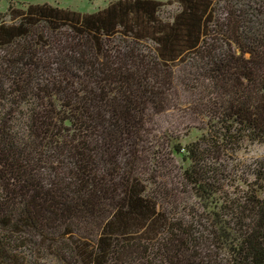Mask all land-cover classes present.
Masks as SVG:
<instances>
[{
    "label": "trees",
    "instance_id": "1",
    "mask_svg": "<svg viewBox=\"0 0 264 264\" xmlns=\"http://www.w3.org/2000/svg\"><path fill=\"white\" fill-rule=\"evenodd\" d=\"M175 1L0 15V264H264V0Z\"/></svg>",
    "mask_w": 264,
    "mask_h": 264
},
{
    "label": "rangeland",
    "instance_id": "2",
    "mask_svg": "<svg viewBox=\"0 0 264 264\" xmlns=\"http://www.w3.org/2000/svg\"><path fill=\"white\" fill-rule=\"evenodd\" d=\"M113 0H0V15H3L6 20H9L8 15V8L10 5L13 7H25L27 4L30 3H48L51 5H56L62 8H68L72 10H76L82 13H91L94 12L100 8H103L107 6V4ZM164 3V5L161 8V16L164 19H169L172 17V15L179 10L180 6L177 1L175 0H159ZM220 1V9L224 10L225 8V2L226 0H215V2ZM166 120H168V124H173L175 122V115L166 116ZM165 122H162V128L165 126ZM167 126V124H166ZM183 132V131H182ZM181 132V133H182ZM185 133V132H184ZM195 137L194 134L189 135L184 140H193ZM257 159H264V145H252L248 146L247 148L243 149L238 154L237 158V165L242 164V166H245L246 164H253V162ZM239 161V162H238ZM234 163V162H233ZM169 165V164H168ZM171 165V166H170ZM168 167H174V171L179 166L178 162L176 160L173 161V164L171 163ZM233 183V186L229 188L231 192L237 193L239 189H242V186H236L237 182H231ZM182 196V195H181ZM180 196V198H181ZM184 196V195H183ZM183 200H187L186 197L183 198ZM181 202V208L186 207V211H197L198 213H201L202 209L200 208V204L193 200V198H189L188 202H183L181 199L179 200ZM173 204V202H172ZM170 209H174L171 205L169 206ZM221 256L224 257L223 254Z\"/></svg>",
    "mask_w": 264,
    "mask_h": 264
}]
</instances>
